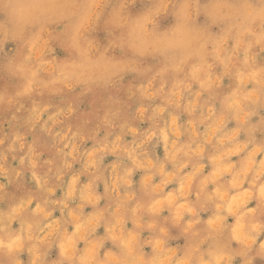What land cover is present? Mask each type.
<instances>
[{
    "label": "clouds",
    "instance_id": "clouds-1",
    "mask_svg": "<svg viewBox=\"0 0 264 264\" xmlns=\"http://www.w3.org/2000/svg\"><path fill=\"white\" fill-rule=\"evenodd\" d=\"M0 264H264V0H0Z\"/></svg>",
    "mask_w": 264,
    "mask_h": 264
}]
</instances>
